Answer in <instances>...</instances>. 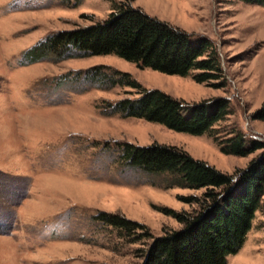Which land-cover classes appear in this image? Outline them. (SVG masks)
Wrapping results in <instances>:
<instances>
[{
    "label": "rangeland",
    "instance_id": "1",
    "mask_svg": "<svg viewBox=\"0 0 264 264\" xmlns=\"http://www.w3.org/2000/svg\"><path fill=\"white\" fill-rule=\"evenodd\" d=\"M119 1L0 0V264H140L139 250L149 240L121 239L117 230L96 220L101 213L142 224L153 237L180 227L164 209L190 211L194 207L183 198L199 197L204 190L167 189L161 177L124 167L118 143L176 146L227 174L245 169L260 153L224 155L206 134L105 116L102 101L134 92L93 89L76 79V72L101 65L187 104L224 98L230 115L216 126L218 137L236 125L247 146L253 140L264 143V121L252 118L264 104L260 5L240 0L132 2L150 17L212 41L225 88L197 83L191 75L139 68L114 55L27 62L26 53L48 36L102 21ZM227 264H264V197L242 248L227 257Z\"/></svg>",
    "mask_w": 264,
    "mask_h": 264
},
{
    "label": "trees",
    "instance_id": "2",
    "mask_svg": "<svg viewBox=\"0 0 264 264\" xmlns=\"http://www.w3.org/2000/svg\"><path fill=\"white\" fill-rule=\"evenodd\" d=\"M133 1L113 2L104 20L48 36L26 53L27 62L57 63L66 59L114 55L139 68L165 75H191L197 83L225 88L227 79L212 41L150 17L134 7ZM240 1L264 7V0ZM76 75V79L83 85L88 84L89 88L123 87L134 92H127L126 97L114 102L102 101L105 116L139 119L196 136L206 134L224 155L245 157L260 152L245 169L227 174L192 158L176 146L115 145L124 167L161 177L167 189H203L204 192L199 197L183 198L194 207L190 211L164 209V214L180 227L161 236L153 237L142 224L117 214L101 213L96 220L113 227L127 242L149 240L139 250L140 264H227V257L242 248L255 213L262 205L264 143L253 140L247 146L246 135L236 125L224 131V138L218 137L216 126L230 115L228 101L224 98L187 104L160 90L144 88L128 73L101 65L78 71ZM252 118L264 121V104ZM138 230L141 233L137 234L141 235L135 236Z\"/></svg>",
    "mask_w": 264,
    "mask_h": 264
}]
</instances>
